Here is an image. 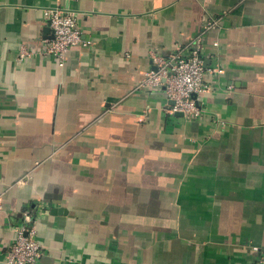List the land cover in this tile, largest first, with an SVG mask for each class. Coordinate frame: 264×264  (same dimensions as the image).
Here are the masks:
<instances>
[{
  "label": "crops",
  "instance_id": "0c3cea01",
  "mask_svg": "<svg viewBox=\"0 0 264 264\" xmlns=\"http://www.w3.org/2000/svg\"><path fill=\"white\" fill-rule=\"evenodd\" d=\"M49 8L82 35L62 66L39 54ZM204 18L206 67L222 73L189 120L138 85ZM0 197V264L26 211L41 264H257L264 0H0Z\"/></svg>",
  "mask_w": 264,
  "mask_h": 264
},
{
  "label": "built area",
  "instance_id": "2783aa9c",
  "mask_svg": "<svg viewBox=\"0 0 264 264\" xmlns=\"http://www.w3.org/2000/svg\"><path fill=\"white\" fill-rule=\"evenodd\" d=\"M43 16L51 32V38L40 40L41 56L56 59L64 65L68 51L82 46V35L76 16L60 8H49ZM200 32L191 40L188 49L176 48L168 57L150 54L153 68L142 76L140 88H164L166 98L172 102L170 113H181L186 119L200 117L197 98L208 91L205 75L221 74L220 69H208L203 55V42L207 33L217 25L215 19H203ZM217 46V43L213 44ZM26 47L20 48V59L32 56ZM0 197V210L2 209ZM36 214L26 211L19 225L14 227L15 236L6 245L5 264H41L42 248L36 234ZM257 264H264V257Z\"/></svg>",
  "mask_w": 264,
  "mask_h": 264
},
{
  "label": "water",
  "instance_id": "95a60500",
  "mask_svg": "<svg viewBox=\"0 0 264 264\" xmlns=\"http://www.w3.org/2000/svg\"><path fill=\"white\" fill-rule=\"evenodd\" d=\"M50 30V29H49ZM205 66H206V61H205V64H204ZM173 104V103H172ZM176 115H178V116H182V114L181 113H175Z\"/></svg>",
  "mask_w": 264,
  "mask_h": 264
}]
</instances>
